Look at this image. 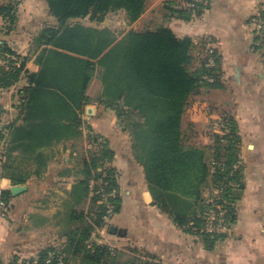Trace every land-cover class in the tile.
I'll use <instances>...</instances> for the list:
<instances>
[{
	"label": "trees",
	"instance_id": "1",
	"mask_svg": "<svg viewBox=\"0 0 264 264\" xmlns=\"http://www.w3.org/2000/svg\"><path fill=\"white\" fill-rule=\"evenodd\" d=\"M46 2L54 20L35 37L37 47H51L42 50L45 58L42 69L30 73L26 69L27 57L7 41H0V58L7 61L0 63V89L14 86L26 75L30 85L21 92L23 112L27 110V114L44 124L66 116L79 125L76 109L93 100L88 90L97 77L98 101L114 108L130 132L135 157L145 168L156 203L180 226L194 230L213 247L216 239H223L228 233L213 236L207 232L205 213L211 207V200L217 197L214 192L219 190V198L214 200L221 205L218 211L226 210L231 224L236 219L235 203L240 197L237 189L242 187L234 186L240 181L241 167L233 175L230 173L241 158V134L235 116L229 112L222 114L225 133L214 135L215 144L196 145L190 142L195 124L190 122L185 126L184 117L204 89L224 87L218 49L208 47L204 38L196 41L191 36H178L164 25L155 29H130L119 37L109 26L98 24L110 12L119 10L125 11L129 23L136 22L146 12L148 0ZM19 3L20 0L0 3V16L5 20L7 33L18 25ZM174 4V0H169L168 10L185 20L202 13L204 8L202 4L194 8ZM86 18L97 24L83 22ZM34 108L43 112H31ZM4 127L9 131L6 159L2 163L4 175L14 184L25 182V178H15L9 173L15 124ZM40 130L46 132L48 128L44 126ZM0 135H3L1 129ZM95 135V146L85 162L87 175L81 182L83 196L93 192L89 209L70 210L64 247H44L37 257L21 259L16 255L11 264H71L77 258L81 264H164L146 249L131 246L125 251L92 241L95 228L107 224L108 210L106 201L101 202L102 193L95 192L103 189L109 194V201L115 206L114 214L121 210L122 201L115 168L105 165L113 152L104 137L103 146L97 148ZM114 190L116 193L112 195ZM4 193L10 216L13 195L10 189ZM113 228L111 225L110 230L116 233Z\"/></svg>",
	"mask_w": 264,
	"mask_h": 264
},
{
	"label": "crops",
	"instance_id": "2",
	"mask_svg": "<svg viewBox=\"0 0 264 264\" xmlns=\"http://www.w3.org/2000/svg\"><path fill=\"white\" fill-rule=\"evenodd\" d=\"M20 1L22 4L24 0ZM174 1L175 7H181L183 0ZM156 3L160 6L157 10H165L162 25L178 36H191L196 41L210 36L208 42L217 43L222 53L224 87L204 89L191 118L197 126L207 128L203 130V145L215 144L214 135L225 133L222 114L226 109L216 103V97L230 91L228 85L235 87L232 92L238 104L234 116L241 134L243 165L240 181L234 186L242 188L237 189L240 197L235 203L237 215L230 233L213 247H206L203 236L180 226L159 207L145 168L135 157L130 132L117 111L99 103L93 92L94 84L100 82L97 77L88 90L93 100L76 109L81 120L78 125L66 116L44 124L27 110L23 112L21 92L30 85L24 75L14 86L0 89V126L15 124L9 173L26 181L12 183L1 164L0 176L4 189L11 190L16 184L27 187L12 194L10 216L0 218V260L4 264H11L16 255L21 259L37 257L40 249L47 246L64 247L70 210L90 207L92 191L83 196L81 182L87 175L85 162L95 145V134L98 138L103 136L113 152L109 165L115 168L122 201L121 210L111 220L117 232L110 230L107 234L104 227H97L94 241L116 247L135 245L155 253L166 264H264V57L256 53L257 35L251 21L258 0H210L203 12L190 20L168 10L169 0ZM148 10L149 0L140 19ZM25 12L29 23L22 21L23 10L19 7L18 25L8 33L0 16V41H7L27 57L26 69L36 73L43 67L42 50L48 46L37 47L35 37L54 18L48 6ZM30 111L43 112L35 108ZM44 126L48 130L41 132Z\"/></svg>",
	"mask_w": 264,
	"mask_h": 264
},
{
	"label": "rangeland",
	"instance_id": "3",
	"mask_svg": "<svg viewBox=\"0 0 264 264\" xmlns=\"http://www.w3.org/2000/svg\"><path fill=\"white\" fill-rule=\"evenodd\" d=\"M7 1H13V0H7ZM45 1H43V0H24V1H22V4H21V1H20L19 7H21L22 10H23V20L22 21H24V23H29V21H30L29 19L30 18H29V15L26 16L27 14H26L25 11H27V13H28V11H30L33 8L34 9L35 8L36 9H45V7L48 6V5H45V3H44ZM2 2H4V0H0V3H2ZM159 7L160 6H158V4L156 3V0H149V10L143 16L142 19L137 20L136 22L129 23L128 20H127V18H126L125 11L119 10V11L110 12L105 17L104 21H102L101 23H98V24L103 25V26H109L110 28H112L119 35V37L122 36L127 31H129L130 29H136V30H143V29H147V28L155 29V28H158L159 26L162 25V20H163V15L162 14L165 13V10L164 11L161 10V9L160 10H157ZM256 12H257V10H256ZM82 21L83 22H86L87 24H97L96 21H90L89 18L83 19ZM253 28H254V26H253ZM254 32L257 35L256 45L258 47L255 48L256 51H257L256 53L258 54V56H261V57L263 56L264 57V43L263 44L261 43V45H259L258 34H257L255 28H254ZM203 38L206 39V40H208V41H211V39H212L210 36H207V37L204 36V37H200L199 41H202ZM208 47H211V49H218V52L222 56V53H221L220 48L217 47V43H213V42L209 43L208 42ZM224 74H225V71H224ZM231 74L233 76H235L236 73L235 72H231ZM223 80L225 81V75L223 76ZM226 81H227V79H226ZM238 82H239L238 80L235 81L236 84H238ZM99 83L97 84V82H96L94 84L93 92L95 93V95H98V93L100 92V85H99ZM228 89H231V90L228 91V92H225V94H223L221 96L218 95L216 97V99H217L216 103L221 104L223 107H225V109H226L227 112L225 111V113H223V115H225V114L228 115L229 112L231 114L235 115L236 114L235 111L237 109V104H238V102L236 100L237 98H236V96L232 92V90L235 91L234 90L235 87L234 86L231 87V86L228 85ZM201 98H202V96L195 97V99L193 100V102L191 103V105L188 107V109H187V113L188 114H186V116L184 118V124H185V126H188V124L190 122L191 123H194L191 120V118H192V116L195 115L194 110H196V108H198V100L201 99ZM223 115H222V118H223ZM222 120L224 121V119H222ZM205 129H207V128L206 127L204 128L201 124L198 125V126L195 124L194 125V131L195 132L193 131L191 133L192 134V137H191V141L190 142L195 143L196 145H202V143H204L206 141V138H204L206 135H205V133H203L204 132L203 130H205ZM100 137H103V136L100 135ZM103 143L104 142L101 141V142H99V145H103ZM241 159L242 158H240V160L237 163L234 164V167H233L234 170L231 171L230 175H233V173H235L234 171L236 169H238L239 167H242L241 165H243L242 164L243 160L241 161ZM105 165L106 166L109 165V161L106 160ZM99 182H101V181L99 180ZM225 184H226V182H225ZM96 193H102V200H101V202H105L104 201V198H103V196L106 195L105 192H104V190L103 189H99V190H97V192H95V194ZM214 193H215V195L217 194V197L216 198L214 197V199L211 200V202H212L211 208H213L214 210H216L217 208L218 209L221 208V205L219 203H214V200L217 199V198H219L220 191L219 190H216ZM217 211L218 210H216V212ZM113 216H108V217L106 216L107 224L104 226V228L106 229V233L107 234L110 231V226L112 225L111 220H112ZM99 228H103V227H99ZM204 229L207 232L211 233L214 236V234L209 231V228L207 227V225H206V227ZM94 231H93L92 237H91L92 238V241H94V239H93ZM229 233H230V231H228V234ZM197 235L198 236H201L200 234H197ZM202 239L204 241L205 246L207 247L208 245H207V242H206L205 238L203 237ZM219 240L220 239H216L215 242H214V245ZM109 245H111V244H109ZM111 246L112 247H116V246H113V245H111ZM127 247L130 248L131 245H128V246H123V245L121 246L120 245V246H118L116 248L126 251ZM132 247H137V246L132 245ZM158 259L161 260L160 257H158ZM70 262H71V264H81L79 258L74 259V260L72 259ZM163 263L166 264L165 262H163Z\"/></svg>",
	"mask_w": 264,
	"mask_h": 264
},
{
	"label": "built area",
	"instance_id": "4",
	"mask_svg": "<svg viewBox=\"0 0 264 264\" xmlns=\"http://www.w3.org/2000/svg\"><path fill=\"white\" fill-rule=\"evenodd\" d=\"M202 4L204 7H207L210 4V0H183L181 6L185 8H194ZM252 25L256 29L258 34L259 45L264 43V0H258L257 12L251 18ZM213 61V60H212ZM7 61L3 58H0V63L5 64ZM213 63V62H212ZM2 134L0 135V164L6 159V147L8 145L9 131L4 126H0ZM103 142V137L98 138L97 148H101L103 145H99V142ZM5 189L3 186V178L0 176V218H7L9 216V202L4 193ZM116 191L114 190L111 194L115 195ZM103 196L104 201H106L108 210L107 217L114 215V204L109 201V194L105 193ZM218 210V208L216 209ZM213 208L207 209L205 213L206 225L209 228V231L213 234L228 233L231 231L232 224L226 217V210L217 211Z\"/></svg>",
	"mask_w": 264,
	"mask_h": 264
},
{
	"label": "water",
	"instance_id": "5",
	"mask_svg": "<svg viewBox=\"0 0 264 264\" xmlns=\"http://www.w3.org/2000/svg\"><path fill=\"white\" fill-rule=\"evenodd\" d=\"M26 188H27L26 185L16 184V185H13L11 187V192L13 195H17V194L23 192ZM113 229H114V231L118 230L117 227H115V226ZM0 264H3L2 261H0Z\"/></svg>",
	"mask_w": 264,
	"mask_h": 264
}]
</instances>
